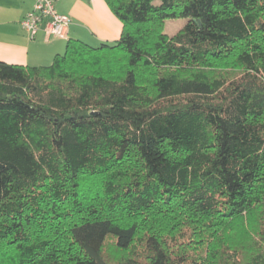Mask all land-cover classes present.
<instances>
[{"label": "trees", "instance_id": "trees-1", "mask_svg": "<svg viewBox=\"0 0 264 264\" xmlns=\"http://www.w3.org/2000/svg\"><path fill=\"white\" fill-rule=\"evenodd\" d=\"M104 1L118 41L0 61V264H264V0Z\"/></svg>", "mask_w": 264, "mask_h": 264}, {"label": "crops", "instance_id": "crops-1", "mask_svg": "<svg viewBox=\"0 0 264 264\" xmlns=\"http://www.w3.org/2000/svg\"><path fill=\"white\" fill-rule=\"evenodd\" d=\"M59 14L71 19L68 37L48 36L42 26L32 40L21 22L35 0H0V61L25 67H48L63 55L69 40L114 43L121 37L122 22L104 0H53ZM89 45V44H88Z\"/></svg>", "mask_w": 264, "mask_h": 264}, {"label": "built area", "instance_id": "built-area-1", "mask_svg": "<svg viewBox=\"0 0 264 264\" xmlns=\"http://www.w3.org/2000/svg\"><path fill=\"white\" fill-rule=\"evenodd\" d=\"M71 19L58 13L53 0H35L33 9L23 18L21 26L34 40L42 28L48 36L68 37Z\"/></svg>", "mask_w": 264, "mask_h": 264}, {"label": "rangeland", "instance_id": "rangeland-1", "mask_svg": "<svg viewBox=\"0 0 264 264\" xmlns=\"http://www.w3.org/2000/svg\"><path fill=\"white\" fill-rule=\"evenodd\" d=\"M187 22H188L187 19L168 20V21H166L164 31L166 34L173 36V35L177 34L187 24ZM88 44L92 47H99L98 46L99 44L96 42H88ZM235 73H237V72H234V71L230 72V70L225 71V70H219V69L206 71L207 76L211 80H213V79H229ZM141 76H142V80H143V85L146 86L145 88L149 89V86H148L149 81L146 78V73L142 72ZM88 186L92 187L94 185L91 183L90 185H87V187ZM87 187L85 188L86 190L89 189ZM188 238L189 237L187 236V238L184 240V242L188 241ZM110 241L111 242L108 243V246L105 250V256L108 260H117L123 256V253L119 252L115 248V244L113 243V240H110ZM143 243L144 242H143L142 237L141 236L137 237V239L134 243V246L132 247V249L130 250L129 253L132 255H143Z\"/></svg>", "mask_w": 264, "mask_h": 264}]
</instances>
